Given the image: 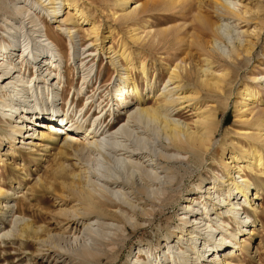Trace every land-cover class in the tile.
<instances>
[{
  "label": "rangeland",
  "instance_id": "374dc122",
  "mask_svg": "<svg viewBox=\"0 0 264 264\" xmlns=\"http://www.w3.org/2000/svg\"><path fill=\"white\" fill-rule=\"evenodd\" d=\"M18 1L0 0V44L5 40L12 43L15 38H19L24 43L26 48L24 51L25 58L21 60L22 57L19 54L24 48L22 46L21 48H16L18 50H14L12 55L14 56V61L12 62L18 69L20 67L25 68H21L22 70L16 74L17 78H23L21 84L25 85V81L28 80L29 87L26 88L27 90L32 91L33 87L30 88L32 82L29 83V81L35 74H40L39 79L43 80L38 83L40 89L36 88V93H34L35 91L32 94L28 93V96L24 94L21 100L32 104V111H40L39 109L42 107L45 97L48 100L52 98V105L48 106L45 111L59 110L66 112L72 94V104L67 111L72 116L77 111L74 117L78 116V111L82 106L91 101L92 105L87 109L89 112H85L83 116V119L86 120V127L89 128L93 119L96 118L97 120V118L105 114L103 125L109 121H114V124L108 132L98 137L99 141L102 143L106 142L108 146L113 143H119L120 146L123 144L135 149L138 154L136 158L134 156L130 157L129 152H125L126 149L124 147L115 153H108L112 157V161L109 163L111 168H108L110 171H107V163H104L105 161L100 156H97L95 152L89 155L90 157L96 156L99 161L91 158L92 162L88 164L83 161L78 162L75 158H61L58 156L55 148L56 144H54L61 141V138L64 137V134L59 130L51 131L55 139L50 142L34 140L33 143H30L29 133L33 130L25 132V129H22L20 134H16V141L17 139L19 140L18 143L14 142V145L10 146L6 139L9 136L10 126L0 116V133L4 135L0 136L2 137L0 143V192H2L0 194V230L2 229L0 232V258L6 253H11L12 249L17 246V242L13 241L17 237L19 232L17 228L22 224V221H29V219L34 217L37 219L33 224L34 229L41 232L39 233L40 240L34 239V237L32 239L26 233L22 235L24 240L32 244V249L24 257L26 258V263L45 264L43 255L45 256L47 252L63 254L62 257L67 259L70 254L67 246L63 243H60L62 248L55 246L49 238L51 235L55 237H73L70 233L61 232L62 228L54 224V222H60L59 224H61L66 218L63 217V214H60L61 212L59 213V208L66 207L67 209L77 201L69 196L67 189L68 184H74L75 186L74 182H76L70 173L79 172L83 176L81 178L84 179L85 177L87 178L86 173L89 171V168L86 170V166L100 170L105 168L103 171L109 175H120L124 176V178L134 172L131 179L141 182L140 171L137 164L135 165L134 163L140 164L142 159L148 158L153 159L152 161L155 162V165L151 170H147L146 172L148 173L144 176H146V180L148 179L150 184L149 174L156 171L153 174L157 176V179L154 180V183L146 185L147 194L138 195L140 199L133 197L134 194H131V188L128 185H124L123 187L125 188H120L119 186L117 189H112V192L107 191L106 196L97 191L94 193L96 199L102 200V198H105L103 201L109 205H106L105 211L109 213L115 212L120 216L121 220L105 219L104 223H106L107 228L102 225V229H99L102 235L98 236V239L107 244H100L99 246V240L86 238L85 241L89 242L90 246L106 248L107 250L115 249L117 257L112 264H151L152 259L157 254L163 255L162 259H164V262L168 260L167 264H199L197 261L201 258L195 257L201 254V251L193 253L195 248H201V243L205 240L203 249L205 247L206 249L210 248V246H207L208 243L217 242L221 238L222 233L224 237L226 236V240L237 241L229 236L228 231L237 232L240 225H242L239 219L241 218L245 219L244 223L246 225L253 223L254 226L251 234L239 237L241 248L236 255L232 256L230 264H264V168L260 170L255 168V171L250 172L243 167L244 162L241 158L236 163L237 167L243 168L242 175L245 174L248 177L252 187H262V193L257 199H253L256 212L247 207L245 203L237 205L238 209L235 212L237 211L238 213L233 214L227 211L228 205H222V207L218 205L221 208L219 209L218 207L217 211H213L214 213L210 214L213 218L210 221H208L207 217H204L203 220L204 214H202V218L197 224L199 226L194 228L198 232L196 241H194V238H187L190 234H187L185 230L190 229L189 223L182 224L180 219L188 216V214L183 213L185 212L183 207L187 205L186 197L192 191L204 190V188H197L199 181L203 180L202 184H209L214 179L217 181L220 176L226 179V171L220 162L223 150L225 152L232 151L239 157L240 153L248 148L249 143L254 141L253 136L257 129L255 125H250L243 121L245 117L240 115L241 112L237 107L240 100L239 89L244 85H248L253 90H258L257 97L249 105L251 112H246V117L249 120L259 118L264 121V0H223L226 2L224 5L233 10L236 16L225 11L226 9L220 6H215L214 0H128V9L135 6L132 16H142V19L135 24L131 23V18H124L123 12L119 10L120 7L116 5V0H76L77 4L85 11L87 17L98 25L99 30L105 32L104 34L106 35L109 34L105 39L107 41L106 46L110 45L111 49L116 51L120 41L124 40L130 50H133V61L141 62L142 60L147 69V80L138 70H131V74L134 82L139 85L142 96L147 99L148 95L147 105H156L159 90L162 89L166 81L167 64H173L181 55H185L186 67L189 69L191 66V72L192 74L194 73V76L191 75V84L184 85L185 87L183 86L182 90L179 89L178 92H188L197 88L200 93L195 101L204 110L213 109L212 112L215 114L217 123L209 150L204 154H199L198 160L194 154L188 151L173 147L165 150L161 143H167V140L164 138L161 140L160 137L150 131L148 123L146 124L144 121L137 122L133 126L131 119L128 118L129 121L127 120V116L124 115V109H122L121 99L132 95L130 87L119 78L123 74V69L119 66V63H123V61L117 57V53L112 54L113 52L108 53L106 51V53L100 52L98 54V50H94V46L92 47L88 43L90 40L88 36H85L87 41L79 40L81 35H83L81 30L80 34H75L72 41H70L65 31L56 28L57 21H53L39 6L33 5L35 0ZM31 4L33 8L28 10V16L32 17L31 20L23 19L21 14H16L15 10L19 6L29 7L32 6ZM201 15L208 16L209 21L211 20L212 28L215 27L216 23L225 25L219 30L217 35L212 34L210 29L206 31L207 34L201 33L198 19ZM134 26L138 27L137 32L140 35L141 42H134L129 38L128 30ZM45 27L48 34L64 46L65 55L63 58L56 55V48L49 41L40 40L41 38L38 35L43 32ZM81 27L84 28L86 25H81ZM214 38L216 43L224 48L226 52L229 50L228 52L230 53L232 46H236L238 56H235V58L234 53H230L232 58L234 57L233 61L224 56L221 57V60L224 59V63L217 62L221 65L217 64L216 68L226 67L229 72L223 90L206 92L195 84L197 77L195 70L198 64L203 63L201 62L202 49L205 51L210 44H213ZM83 41L84 44H81ZM137 51H140L139 54ZM92 52H95V54ZM47 54L54 59L56 67L59 65L57 68L55 67L54 71H52V67L42 66L43 57ZM213 54L216 60L220 59L219 56L221 55L218 51H213ZM77 55L80 58L86 55L88 57L80 61ZM111 57L114 58L113 63L109 60ZM90 58L92 59L89 60ZM117 59H119L118 63H116ZM45 76H48V78L54 76L51 81L52 86H49V79L45 80ZM9 81L11 83L14 82V78H10ZM83 81L84 83L82 84ZM61 86L64 91L62 95H59ZM150 86L153 89H150ZM7 93L9 92L0 91V101L7 97ZM78 95L81 96V99L76 104L75 100ZM131 100L135 101L133 96ZM100 109L101 112L97 114ZM173 110L171 112L172 117L193 127L195 113L190 106L181 109L173 107ZM42 111L44 112V110ZM91 113L92 115H90ZM22 136L25 138L24 142L31 145V147L22 143ZM110 136L116 137L111 139ZM32 138H37V135H33ZM35 142L37 143L34 144ZM257 145L260 148L262 143L257 140ZM9 149H15V151L9 152ZM104 151L108 152L107 150ZM160 153H164V155L169 157L167 162L162 161L163 159L159 160L158 154ZM262 153L264 156L263 148ZM124 161H126V164L130 162L132 165L125 167ZM162 163L165 167H160ZM61 167H64V170ZM260 171L263 172L261 173ZM94 172L98 173L96 170ZM69 175L70 177H65ZM89 178L94 179L98 184L103 183L102 178L98 179L92 175ZM63 181L68 184L65 185ZM219 185L223 184L219 183ZM123 189L127 191L128 195L124 194L125 191ZM213 189L210 191H213ZM251 191L253 193L254 189ZM212 193L213 202L216 203L218 198H225V201L230 198L228 193ZM250 193L249 197L251 198L253 194ZM217 195L219 196L217 197ZM204 196H207V194ZM238 196L231 201L236 202ZM124 198L128 202L124 203L126 209H120L117 205H110L113 203L108 201L110 199L117 203L122 202ZM202 198H198V200ZM242 200L243 197L238 199V202H242ZM205 201L206 198L199 202L198 206H194L198 210L197 215H199L200 211L207 209L205 208ZM129 202L136 209L143 211V220L136 219L133 211H130L132 209L129 206ZM20 204L26 211H24V215L20 212H13L15 207ZM206 205L209 204L207 203ZM213 207L215 208L217 205ZM215 212H218L219 216L221 215L220 219ZM94 219L95 216L93 215L89 221ZM223 221L228 224H226L227 231L221 227ZM133 222H140V226L132 228L130 224ZM124 225L127 230L124 229ZM39 226L42 229L38 228ZM78 228L79 231L76 233L81 236L86 228L80 223ZM197 232H193L192 236ZM168 236L169 238H167ZM41 238L46 239V242L41 241ZM165 242L168 244L165 245ZM158 243L161 244L158 246L156 245ZM172 244L174 245L173 252H169V246ZM39 246L42 250L38 253L36 248H40ZM140 246L144 249L149 248L150 252L148 251L147 254L137 258L135 252ZM175 248L176 252H174ZM210 252L208 251V253ZM222 253L219 251L220 257H222ZM173 257L174 261H172ZM12 259V256L11 258H6V260L0 259V264H6ZM186 259L187 261H185ZM102 264H109V262L104 258Z\"/></svg>",
  "mask_w": 264,
  "mask_h": 264
},
{
  "label": "bare ground",
  "instance_id": "6f19581e",
  "mask_svg": "<svg viewBox=\"0 0 264 264\" xmlns=\"http://www.w3.org/2000/svg\"><path fill=\"white\" fill-rule=\"evenodd\" d=\"M18 2H20V0ZM128 2H129L128 0H116V5L120 7L119 10L123 12L124 18L126 17L131 18L130 19L131 23L135 24L142 19V16H136V15L132 16V13H134L135 6H133L131 9H128L129 7ZM213 2L215 6H220L223 9H226L225 11H228L229 13L233 15L235 14V12L229 9L227 5H224V3H226L225 1L214 0ZM35 4L39 6L40 9H43L44 13L47 14L53 21L58 22L56 28L59 30L62 29V31H65L70 41H72L75 34H80V30H81L83 31V35H81L79 40L87 41L85 36H88L90 38L88 43L92 47L94 46L93 47L94 50L95 49L98 50L97 52L98 54L100 52L106 53V51L108 53L113 52L112 54L117 53V57L119 59H122L123 63H119V66L122 67L123 74L119 76V78H121L123 82L127 84L128 87H130L131 95L135 99V101H132L131 100L132 96L122 97L121 99L122 109H124V115L127 116V120L129 118L131 119V122H133V126H134V123H137V122L140 123L144 121L146 124L148 123L150 131L155 133L156 136L160 137L161 140L162 138L167 140V143L163 142L165 145L161 143V146H163L165 150H168L169 148L173 147V148H176L182 151H186V152L188 151L194 154L196 158L198 157L199 154H204L209 150L212 144L213 137H214V132L217 128L215 114L212 112L213 109L211 110L209 108V109L204 110L199 104H197V101L195 100H197L198 98L197 96L200 93L197 88H194V89L190 88L192 90H189L188 92L187 91L178 92L179 89L182 90L181 88H183L184 85L191 84V79H192L191 75L194 76L193 75L194 73L192 74L191 72V68H190L191 66L189 67V69H187L188 67H186V63H185L186 58H184L185 55L184 56L181 55V57L177 61H175V63L167 64L166 81L164 82L162 89L159 90V93L157 95L156 105H147L148 95L146 94L147 99L144 96H142V91L139 85L134 82L133 76L131 74V70H134V71L138 70L147 80V76H146L147 69L145 68V65L142 62V60L141 62L133 61V56H132L133 50H130L126 41L121 40L119 43L118 50L116 51H113L110 45L106 46L107 41H105V39L108 37L109 34L106 35L104 34L105 32H102V30H99L98 25L95 22L91 21L89 17H87L85 11L79 4H77L76 0H35L33 2V5ZM33 5L29 7L19 6L15 10V12L16 14H21L22 16L21 18L23 19L26 18V19L31 20L32 17L28 16L29 15L28 10L32 9ZM258 8H259V5H258ZM198 19H199V30L201 31V33H204V34H207L206 31L210 29L212 34L217 35L219 30L222 29L223 26L225 25L223 23H216L215 27L212 28L211 26L212 23H211V20L209 21L208 16L201 15L199 16ZM81 25H86V27L82 28ZM137 29L138 27L134 26L128 30L129 38L134 42H138V41L141 42L140 35L138 34ZM38 36L41 38L40 40L49 41L56 48V55H58L61 58L64 57L65 55L64 46L61 45V43H58V41L55 38H52L48 34L46 27L43 29V32H40ZM213 40H214L213 44H210V46L205 51L202 49L203 56H202L201 62L203 63L198 64L195 70L197 72L196 74L197 77L195 76L196 77L195 84H197L198 87L205 90L206 92L223 90L224 84L226 82V77L229 75V72L226 67H221L220 69L216 68L218 65L219 66L221 65L220 64L221 62L224 63L223 61L224 59L221 60L222 59L221 57L224 56L232 60L235 56H238L236 46H232V48L230 49V53H234V57L232 58L231 54L228 52L229 50L226 52L224 48H222L216 43L215 38ZM21 42L22 41L19 40V38H15V40H12V43L5 40L0 44V91H4V93L9 92L7 93V97H4L0 101V116L2 117L3 120H5L7 125L10 126V129H9L10 132H8L9 136L6 137L7 143H9L10 146L14 145L13 144L14 142L18 143L19 140L17 139L16 141V138H17L16 134H20L22 129H25V132L33 130L31 133H29L30 138H31L30 143H33L34 140L50 142L51 140L55 139V136L52 134L51 131L54 132V130L55 131L59 130L60 132L64 134V137L61 138V141L56 142L54 144H56L55 148H56L57 154L61 158H65V159L75 158L77 159L78 162L83 161L88 164L92 162L91 158H94L96 161H99V159L96 158V156L90 157L89 155L95 152L97 153V156H100L105 161L104 163H107L106 165L107 171H110V169L108 168H111L109 166V163H111L112 157H110V155L108 154L110 152L115 153L117 150H122V148L124 147V149H126L125 152L127 153L129 152L130 157L134 156V158H136L138 153L133 148L127 147L123 144L120 146L119 143L118 144L113 143L110 146H108L106 142L102 143L101 141H99L98 137L102 134H105V132H108L114 124V121H109L103 125L104 120H105V116H104L105 114L101 115L100 117L98 116L99 118H97V120L96 118L93 119L89 128L86 127V120L83 119V116L85 112L86 113L89 112L87 111V109L92 105L91 101L87 102L84 106H82L81 109L78 111L79 112L78 116L74 117L77 111L74 112L73 116L71 113H68L67 111L72 104L71 103L72 102L71 99L73 97L72 94L70 96V100L68 102L66 112L65 111L62 112L59 110L45 111L48 109V106L52 105V98L48 100V98L45 97L44 103L42 107H40L39 109L40 111H32L31 110L33 107L32 104L21 100L24 94L25 96H28V93L32 94V92L34 91H35L34 93H36V88L40 89V86H38V83L40 81H43L42 79H39L40 74L39 75L35 74L34 76H32V78H30L29 83L32 82L30 85V88L31 87L33 88H32V91L30 92L29 89L28 90L26 89L27 87H29L28 80L25 81V83L28 85L26 84L24 85V84H21V82L23 81V78H17L18 72L22 70L21 68L23 67H20L19 69L18 67L16 68V66L14 65V62H12L14 61L13 59L14 56L12 55L14 53V50H18L16 48H21L22 46L24 47V43L23 42L21 43ZM81 44H84V41ZM25 49L26 48L24 47L22 51L19 53L20 56L22 57L21 60L25 58L24 56ZM213 51H216V52L218 51L220 53L221 55L219 56L220 59L216 60L214 58ZM246 51L248 52V50ZM137 52L139 54L140 51H137ZM92 53L95 54V52H92ZM86 57H88V55H86L85 57H81V58L80 56L77 55V58H79L80 61H82ZM43 59L44 60H42L43 61L42 66L47 65L49 66L47 68L52 67L53 68L52 71H54L56 67V65L54 64V59L50 55L48 56V54L45 55ZM73 59H74V56H73ZM91 59L92 58H90L89 60ZM119 59H117L116 63L119 62L118 61ZM109 60L111 63L114 62V58L112 57L109 58ZM217 62H220V63H217ZM58 66L59 65H57V67ZM55 75H56V71H55ZM10 78H14V82L11 83V81H9ZM48 79H49L48 81L49 86H52L53 84L51 81L52 79H54V76H51L50 78H48V76L47 77L45 76V80H48ZM35 83L37 84L35 85ZM83 83L84 81L82 82V84ZM60 89L61 91L59 95H62L64 88L61 86ZM150 89H153V87L150 86ZM257 95H258V90L256 89L253 90L249 88L248 85H244L242 88L239 89L240 100L237 106L238 110H240L241 112L240 115L245 117L243 121L246 122L247 124L255 125L257 129L256 133L253 136L254 141L252 143H249L248 148H246L243 152H241L239 157L235 155L232 151L225 152L223 150L220 162L226 171V176H227L226 179H223L224 177L220 176L218 177L217 181L214 179L212 183L202 184L203 180L199 178L201 181L198 182L197 188L199 189L204 188V190L192 191L191 194L186 197L187 205L183 207L185 210V212L183 213L188 214V216L186 218L183 217L180 219L182 220V224L189 223L188 226L190 227V229L185 230L187 234H190V236L187 237L189 239L194 238V241H196V239L198 238L196 237V234H198V232L194 230V228L199 226V225L197 226V224L200 222L199 220L202 218V214H204L203 220H204V217H207L208 221H210L211 219H213L210 214L214 213L213 211H217L219 207L218 205H221V207L222 205H228L229 207H227V211H229L231 214L238 213L237 211L235 212V210L238 209L237 205H240V204L242 205L243 203H245L247 207H249L251 210H254L255 212L257 211L254 206L255 201L253 199H257L259 197V195L262 193L261 192L262 187H254V186L252 187V183H250L248 177L245 174L242 175L243 168L241 169L236 166V163L239 162L238 159L241 158L242 161L244 162L243 167L246 168L250 172L255 171L254 170L255 168H257L258 170H260L261 168H264V156L262 153V148L264 149V129H263L264 121L260 120L259 118L249 120L246 117V112L247 113L251 112L249 105L253 103L252 101L254 100L255 97H257ZM80 99H81V96L78 95L76 97L75 103L77 104L80 101ZM186 106H190L191 109L194 110L195 117H194L193 127H190L187 125V123L172 117L171 112L173 110V107H177V109H181V108H185ZM42 110H44V112ZM99 112H101V109L97 112V114ZM50 113H55V114L51 117L49 115ZM90 115H92V113ZM53 117H56L57 120ZM29 124H31V126H29ZM33 135H37V138H32ZM0 136H4V135L0 133ZM115 137L116 136H110L111 139ZM24 139L25 138H23L22 136V141H23L22 143H25V145H28L26 144V142H24ZM257 140L262 143V146H261L262 148L261 147L259 148V146L257 145ZM1 141H2V137H0V143ZM36 143L37 142H35L34 144ZM28 147H31V145H28ZM104 150H107L108 152H105ZM14 151L15 149H9V152H14ZM158 157H159V160L163 159L162 161H165V162H167V159L169 158L166 155H164V153L158 154ZM152 160L146 158L145 160L142 159L140 164L136 162L134 163L135 165L137 164L138 169L140 171L139 174L141 176H139V174L137 175L142 180L141 182L131 179L134 172H131L130 176H126L124 178V176L122 177L120 175H116V176H113L111 174L109 175L107 172L103 171L105 168L103 170H100L98 168L96 169L95 167L86 166L85 167L86 170L89 168V171H87L88 174L86 173L87 178L84 175L85 177L84 179L81 178L83 176L80 175L79 172L70 173V175L74 178L76 182H74L75 186L74 184L67 183L69 185L67 189L69 191V196L74 198L75 201L76 200L77 201L76 203L71 204L70 207L67 209L66 207L59 208V213L61 212L60 214H63L64 216L63 215L62 216L66 218H64L65 220L63 219L64 220L63 223L59 224L60 222H54V224L58 226L59 228H62L61 232L70 233L71 235H73V237L71 236L63 237L60 235H59L60 237H55L51 235V237L49 238L51 243L53 242L55 246H58L60 248H62L60 243L65 244L67 248L69 249L70 254H69V257L66 259L62 257L63 254L61 255V254H58L57 252H56L57 254H54V252L53 253L47 252L46 254L44 253L45 256L43 255V258H45L44 259L45 264H102V261L104 258L109 262V264L110 263L112 264V262L116 260V257H117L116 255L117 251L115 249L107 250L106 248L93 247V246H90L89 242L85 241L86 238H89L90 240H99V246L100 244L106 245L107 243L98 239V236L102 235L101 232L99 231L100 228L102 229V225L105 228H107V225H105L106 223H104V220L105 219H113L117 221L121 220L120 216H118L115 212L109 213L105 211L106 209L104 208H106V205H107L103 201V199L105 200V198H102V200L96 199V197L94 196V193L97 191L103 196H106L107 191L112 192V189H117L119 188V186L120 188H125L123 186L128 185V187L131 188L130 189L131 194H134L133 197H135L136 199H140L139 196H143L147 194L148 189L146 188V185H150L154 183V180L157 179V176L153 174L156 171L153 172L152 174H149L150 184H149L148 179L146 180V176H144L146 173H148L146 172L147 170H151L152 168H154L155 162H153ZM130 162L129 164H126V161H124L125 163L124 166L127 167L129 165L128 167H130V165L133 164V162H131L132 164H130ZM163 166L165 167V165H163L162 163L160 167H163ZM94 170H96V172L100 174L95 173ZM260 172L262 173L263 171H260ZM70 175L65 176V177L66 178L70 177ZM90 175L98 179L102 178L101 180H103L102 181L103 183L98 184L97 182H95L94 179L92 180L89 178ZM219 183H222L223 185H219ZM67 184L65 183V185ZM211 189H213V191H210ZM252 189H254L253 193L251 191ZM123 191L125 190L123 189ZM212 192H215L217 194L228 193L230 198L227 199L228 201H225L226 200L225 198L223 199L218 198V202L216 203V202H213ZM1 193L2 192H0V194ZM125 193L128 195L127 191H125L124 194ZM249 193L253 194V197L250 198ZM205 194H207V196H204ZM218 196L219 195H217V197ZM236 196H238L237 201L232 202L231 200L234 199ZM241 197H243L242 202H238V199H240ZM198 198H202V199L198 200ZM205 198H206V201L204 203H205V208L207 209L205 211H200L199 212L200 216H199L197 215L198 210L195 209L194 206L196 205L198 206L199 202L203 201ZM108 201L113 203L110 205H113V206L117 205L120 207V209L122 208L126 209V207L124 206V203L125 202L128 203L126 201V198H124L122 202H117V203H114L110 199ZM207 203L211 205L210 206L211 209H209L210 208L208 207L209 205H206ZM215 205H217V207L214 208L213 206ZM129 206L132 209L130 211L131 212L133 211L136 219L143 220V211L136 209L135 206L132 205L130 202H129ZM221 207H219V209ZM24 211H25L24 208H22L20 204L19 206L15 207L13 212L14 213L20 212L22 215H24ZM217 213L218 212H215L216 216H218L220 219L221 215L219 216V214ZM93 215L95 216V219L93 221H89ZM239 219L242 225H240V227L238 228V231L237 232L228 231L229 236L237 241L226 240L225 239L226 236L224 237V234L222 233L221 238H219L217 242L213 241V242L208 243L207 246H210V248L206 249L205 247L203 249V247L205 246V241H206L205 239H204L205 241L201 243L202 244L201 248H195L193 253H198L199 251H201V254L195 257V258H201L199 261H197L199 264H230L231 263L232 256L236 255L237 251L241 248L240 247L241 242H240L239 237L245 234H251L253 230V226H254L253 223L246 225L244 223L245 219H241V218ZM35 221H37V219L32 217L31 219H29V221H25V220L24 222L22 221V224L19 225L18 228L16 227L17 230H19V232L18 233L16 232L17 237L14 238L13 242L15 243L17 242V246L12 249L11 253H6L3 255V257L0 258L3 260L4 259L6 260V258H9V257L11 258L12 256L13 257L12 261L7 262L6 264H28L26 263V258L24 257L32 249V244L29 241L24 240L22 238V235L26 233L30 235L32 239L34 237V239L40 240L39 233L41 232L34 229L33 224ZM79 223L86 228V230L82 233L81 236H79L78 233H76L77 231H79V228H78ZM222 223L223 224L221 225V227L227 231L226 226L228 224L226 223L227 224L226 225L224 221ZM130 225L132 228H137V226H140V222H133ZM210 225L212 226V224ZM94 226L96 227L93 228ZM38 228H41V227L39 226ZM124 229L127 230L125 225H124ZM180 230L182 231V229ZM193 232H197V233H195V235L192 236ZM169 236L167 238H169ZM176 237L179 238L180 236H176ZM179 240L180 242H182L181 239ZM41 241L46 242V239L41 238ZM167 242H165L164 244L167 245L169 243ZM160 244L161 243H158L156 245L159 246ZM173 248H174V245L173 244L170 245L169 252H173L172 251ZM56 249L58 248L56 247ZM68 249H66V251H68ZM41 250H42L41 247L36 248V252L38 251V253ZM148 251H149V248L144 249L143 247L140 246L135 252L136 257L140 258L141 255L143 256V254H147ZM208 251H211V252L208 253ZM219 251L223 252L222 257H220ZM174 252H176V248L174 249ZM206 253L208 254L206 255ZM157 255L154 256L155 258L152 259L153 263L151 262V264H167L168 263V260L164 262V259H162L163 255L161 256L159 254ZM210 255L212 256L208 258ZM174 260L175 259L173 257L172 261ZM182 261L184 262V260ZM185 261H187V259Z\"/></svg>",
  "mask_w": 264,
  "mask_h": 264
}]
</instances>
